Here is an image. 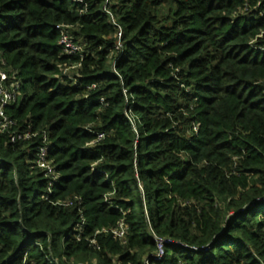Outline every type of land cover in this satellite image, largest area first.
Here are the masks:
<instances>
[{"label":"trees","instance_id":"16d2710c","mask_svg":"<svg viewBox=\"0 0 264 264\" xmlns=\"http://www.w3.org/2000/svg\"><path fill=\"white\" fill-rule=\"evenodd\" d=\"M82 1L0 0V264H264V0Z\"/></svg>","mask_w":264,"mask_h":264},{"label":"built area","instance_id":"2783aa9c","mask_svg":"<svg viewBox=\"0 0 264 264\" xmlns=\"http://www.w3.org/2000/svg\"><path fill=\"white\" fill-rule=\"evenodd\" d=\"M74 1L79 4H83L82 0H74ZM103 2H104L103 12L109 16L110 22L116 30L115 49L117 52H120L122 54L123 46H122L121 39L123 35V30L120 27V25L117 23V21L115 20L112 12L110 11L111 5H112L111 1L103 0ZM56 30L58 31L60 35L59 45L61 47L63 55L78 56L82 58L83 47L80 44L74 42L72 36L70 35L68 31V28L65 26H57ZM116 61L117 59L115 60L113 67L116 64ZM77 67H73V68H77ZM115 74L118 76L117 73ZM94 88L95 86H91L90 89H94ZM18 89H19V84L17 83V81L10 80L9 75L4 71L3 66H0V132L2 134H8L9 142L11 144H17L23 141H27L36 136L35 134H31L30 132L18 133V132L9 131L10 128L13 126V123L11 122V120L8 118L6 114V108L12 103L16 102L17 97H18ZM100 103H103V99L100 100ZM102 138H103L102 134H97L96 142L102 140ZM47 157H48L47 136L46 134H43L42 145L41 147L38 148L37 154H36V167L42 172H44L46 177L56 180V176L54 174L55 170L53 166L50 164V162L47 160ZM81 221L83 225L84 220L82 218H81ZM127 230H128L127 226L125 225L123 221H121L120 223H118L117 227L114 230L104 231V232L110 233L112 237L116 240L118 239V240L123 241L124 238L126 237ZM155 239L158 245L157 246L158 252L154 256H152V259L155 262L162 261L164 254H165V251H164L165 245L179 244V243H175L169 240L164 241V240H158L157 238ZM90 243L96 246V242L93 239L90 240ZM189 249L195 252L198 251L196 248H189ZM203 251H206V252L209 251V247L204 248ZM146 264H149V262H146Z\"/></svg>","mask_w":264,"mask_h":264}]
</instances>
